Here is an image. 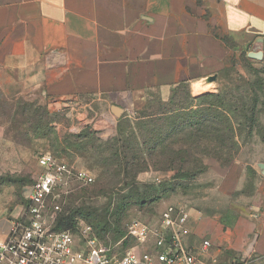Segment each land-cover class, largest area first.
I'll return each instance as SVG.
<instances>
[{
  "label": "rangeland",
  "instance_id": "obj_1",
  "mask_svg": "<svg viewBox=\"0 0 264 264\" xmlns=\"http://www.w3.org/2000/svg\"><path fill=\"white\" fill-rule=\"evenodd\" d=\"M262 40L258 50L264 54ZM239 53L230 55L221 91L229 109L240 111L244 105L243 112L250 110L254 119L241 123L231 160L204 158L201 173L191 180L171 182L173 172L124 168L140 163L132 160H138L142 143L188 142L196 135L192 129L207 126L210 120L193 112L196 107L186 89L177 92L169 106L152 99L145 115L184 109L152 120L127 112L111 119L105 107L92 105L89 98L54 110L39 99L0 94V210L11 214L21 206L39 173L37 158L48 155L94 177L89 186L76 185L62 205L82 212L83 217L76 214L74 232L79 224L89 226L107 255L131 250L140 256L154 238L147 247L140 246L127 236L128 224L138 220L155 229L168 206H181L188 214L185 244L196 251L200 263L264 264V256L250 253L258 236L257 214L264 209V56L246 63ZM106 118L108 122H102ZM205 242L209 245L203 249Z\"/></svg>",
  "mask_w": 264,
  "mask_h": 264
},
{
  "label": "crops",
  "instance_id": "obj_2",
  "mask_svg": "<svg viewBox=\"0 0 264 264\" xmlns=\"http://www.w3.org/2000/svg\"><path fill=\"white\" fill-rule=\"evenodd\" d=\"M262 37L264 0H0V94L141 115L181 88L218 94L232 52ZM15 214L0 210V242ZM257 216L250 253L264 256Z\"/></svg>",
  "mask_w": 264,
  "mask_h": 264
},
{
  "label": "built area",
  "instance_id": "obj_3",
  "mask_svg": "<svg viewBox=\"0 0 264 264\" xmlns=\"http://www.w3.org/2000/svg\"><path fill=\"white\" fill-rule=\"evenodd\" d=\"M36 163L39 173L10 221L7 238L0 242V264H202L185 244L188 214L181 206H168L155 229L138 220L128 224L127 236L140 246L147 247L154 238L140 256L131 250L107 255L85 224H79L77 233L55 231L54 215L61 210L62 197L76 185H91L94 177L48 155ZM208 245L205 242L203 249Z\"/></svg>",
  "mask_w": 264,
  "mask_h": 264
},
{
  "label": "trees",
  "instance_id": "obj_4",
  "mask_svg": "<svg viewBox=\"0 0 264 264\" xmlns=\"http://www.w3.org/2000/svg\"><path fill=\"white\" fill-rule=\"evenodd\" d=\"M241 57L244 62L251 63V61H249L247 58L246 53L242 54ZM231 64L232 61L230 57L226 67L221 72V76L226 73L227 67ZM182 90H184V88H181L179 91ZM179 91L177 90L173 93V96L167 103L168 106L175 97L176 93ZM250 92L254 99H256L254 92L252 90H250ZM223 97L224 96L220 89L216 95H208L196 100L189 99L191 104H195L194 107H196V109L193 111L194 113L200 112L202 115L207 116L210 122H213H208L207 126H204V128L197 127L192 129L193 132H196V135L194 136L193 140H189L188 142L180 141V143L176 145L175 143L171 142H164L161 145L142 143L138 149V160H132V162H140L142 165L140 163H137L136 165L127 163L124 168L131 166L139 173L147 171L173 172L174 177L171 180V182H173L182 179L191 180L200 174V166L202 165L201 163L204 158L213 157L214 159H217V161L226 163V161L231 158L230 153H232L234 148L237 147L235 138L236 134L238 135L240 132L242 127L241 123L244 121L246 122L248 119L254 118L253 112L250 110L243 112L244 105L241 107L242 110L239 109L240 111L229 109L230 107H228V105L225 103L226 100H224ZM253 102V105L256 106L258 100ZM164 104L166 105V103ZM150 106L151 104H149L146 112L140 115V117H142L144 120L162 118L166 115H171L184 110H167L165 112H153L145 115L148 113ZM192 107L193 106H191V108ZM250 125H252V123ZM152 140H154V138ZM209 146H211V148ZM174 190L175 188H173L172 191ZM163 194L164 193H161L160 195L162 196ZM65 198L68 200V195L66 197H62L59 202V205H61V210L60 212L56 213V215H54V230L57 232H74L75 225H73V222H75V217H77V215L83 217V214L82 212L79 213V209H76V211L75 209H70L69 201V205L66 204L63 206L62 201ZM102 223L104 229L109 227V224L106 220H104Z\"/></svg>",
  "mask_w": 264,
  "mask_h": 264
},
{
  "label": "water",
  "instance_id": "obj_5",
  "mask_svg": "<svg viewBox=\"0 0 264 264\" xmlns=\"http://www.w3.org/2000/svg\"><path fill=\"white\" fill-rule=\"evenodd\" d=\"M247 58L252 61L260 62L263 59V52L261 50L255 49L247 53ZM214 80H215L214 76L208 78V81H214Z\"/></svg>",
  "mask_w": 264,
  "mask_h": 264
}]
</instances>
